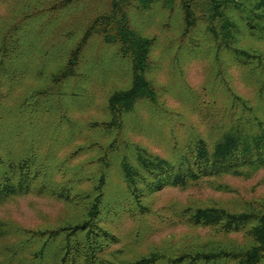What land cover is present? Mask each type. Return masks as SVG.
I'll return each mask as SVG.
<instances>
[{
  "label": "trees",
  "instance_id": "obj_1",
  "mask_svg": "<svg viewBox=\"0 0 264 264\" xmlns=\"http://www.w3.org/2000/svg\"><path fill=\"white\" fill-rule=\"evenodd\" d=\"M81 1L26 3L0 38V204L35 193L83 211L75 221L64 218L44 228L0 219V237L9 239L0 247V264H264V210L255 207L239 212L213 205L187 207L179 217L213 228L223 238L186 242L175 251L155 249L128 262L115 248L120 237L107 225L111 216L123 212H151L146 200L167 187L187 188L209 178L247 176L264 169V115L237 94L233 99L242 114L213 143L194 135L187 145H175L164 156L120 135L125 116L142 102L153 105L159 98L150 76L157 37L143 31L142 18L158 5L167 12L165 24L178 12L182 34L193 51L201 49L203 39L211 41L217 55L227 53L249 68L264 94V0H108L81 39L66 48L77 26L61 25L51 37L48 28ZM96 39L115 49L112 60L129 63L132 82L110 93L108 120L89 122L91 128L117 134L101 147L97 169L87 171L84 164H70L82 147L61 159L59 135L47 139L40 132L48 124L45 113L57 109L62 97H87V72L81 69ZM31 65L37 77L48 82L31 89L16 105L10 95ZM79 76L80 83L68 90L69 82ZM59 120L73 124L66 109ZM114 174L120 184L112 183ZM238 233L248 240L236 241L232 235Z\"/></svg>",
  "mask_w": 264,
  "mask_h": 264
},
{
  "label": "rangeland",
  "instance_id": "obj_2",
  "mask_svg": "<svg viewBox=\"0 0 264 264\" xmlns=\"http://www.w3.org/2000/svg\"><path fill=\"white\" fill-rule=\"evenodd\" d=\"M34 1H0V38L5 28L20 17L23 5ZM107 3L108 0H82L78 6L57 17L48 28L49 36L55 34L57 27L72 24L77 26V32L66 48L73 45L83 36L88 22L105 10ZM174 14V19L165 24L167 12L158 5L140 21L146 34L157 37L152 54L155 67L150 76L157 86L159 98L157 104H139L135 113L125 116L124 128L120 131L121 137L164 156L175 145H187L194 135L213 143L242 114V107L233 99V94L247 99L258 114L264 115V94L259 92L250 69L236 63L227 53L217 55L207 39L202 40L200 50L193 51L189 38L182 34L180 15L178 12ZM114 51L98 39L93 41L81 69L85 74L87 72L83 80L87 97L57 99L60 101L58 108L54 106L51 112L45 113L48 124L40 132V136L47 139L50 135H59L61 159L82 147L70 164H84L87 171L97 169L101 147L107 146L117 134V130L107 133L91 128L89 122L108 120L110 93L118 88H127L132 82L129 63L112 60ZM38 77L35 66L31 65L11 93V102L17 105L31 89L47 84V78ZM77 83H80V76L73 78L67 89ZM64 109L74 125L70 122L63 124L59 120ZM112 183H121L115 174ZM146 202L151 212L136 216L123 212L109 218L107 225L120 237L115 248L122 250L124 262L155 249L179 250L186 242L220 241L223 236L215 229L194 226L179 215L187 207L212 205L234 212L254 207L264 210V169L247 176L209 178L187 188L167 187ZM82 212L80 207L63 200L35 193L15 196L0 204V219L19 221L34 228L55 226L64 218L75 221ZM232 236L238 242L248 240L242 233ZM8 241L0 237V247Z\"/></svg>",
  "mask_w": 264,
  "mask_h": 264
}]
</instances>
